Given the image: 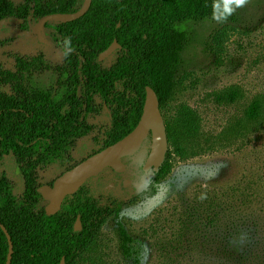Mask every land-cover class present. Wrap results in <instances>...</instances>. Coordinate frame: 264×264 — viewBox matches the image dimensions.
Wrapping results in <instances>:
<instances>
[{
    "label": "trees",
    "instance_id": "16d2710c",
    "mask_svg": "<svg viewBox=\"0 0 264 264\" xmlns=\"http://www.w3.org/2000/svg\"><path fill=\"white\" fill-rule=\"evenodd\" d=\"M37 1L16 4L14 0H0V22L6 18L26 21L31 13L39 18L72 13L83 5V0H47L44 9L38 10ZM213 2L92 0L82 18L48 25L60 48L68 53L56 70L64 79V91L58 100L35 97L26 85V75L42 66V56L16 58L14 71L0 66V221L13 243L11 264H61L63 258L65 264H76L93 248L98 233L111 217L117 223L122 258L130 264H142L143 243L122 223L123 208L141 197L158 194L160 182L172 171L175 154L185 158L189 154L222 152L251 130L264 131V94L255 96L219 134L207 138L191 108L182 107L172 118L164 116V107L173 100L183 73V56L189 46L188 26L216 27L224 23L213 19ZM223 34L219 32L215 37L220 48ZM64 41H69L71 47ZM115 41L121 45L116 61L104 67L99 57ZM148 86L158 96L172 148L160 170H143L150 153L149 136L135 156L125 159V174L112 169L104 171L113 172L114 178L130 179L128 188L120 180L102 202V193L111 180L99 178L100 175L68 196L58 213L48 215L38 192L41 172L67 155L89 119L103 111L108 112L100 147L87 157L131 133L142 116ZM243 99L238 86L215 95L220 105L238 104ZM133 169L136 175L129 176ZM94 180L97 181L91 185ZM203 204L207 209L214 206L219 210L214 216H207L209 224L218 223L216 219L225 217L227 212L240 210L236 227L225 226L221 232L223 240L215 264H264V192L244 195L232 185L208 194L198 208L206 209L201 208ZM243 208L250 215L241 221ZM78 217L82 223L80 231L75 230ZM8 252L9 241L0 227V264H6Z\"/></svg>",
    "mask_w": 264,
    "mask_h": 264
},
{
    "label": "rangeland",
    "instance_id": "374dc122",
    "mask_svg": "<svg viewBox=\"0 0 264 264\" xmlns=\"http://www.w3.org/2000/svg\"><path fill=\"white\" fill-rule=\"evenodd\" d=\"M22 1L14 0L16 4ZM46 2L38 0L36 8L43 10ZM39 19L31 13L26 21L6 18L0 22V66L14 71L16 58L30 60L42 56V66L26 75V85L35 97L58 100L64 91V79L56 70L63 63L64 52L51 29L43 32L47 44L38 41L32 30ZM219 32L224 33L221 48L215 41ZM188 37L183 73L175 96L163 113L167 119L176 116L184 106L191 108L199 117L202 135L207 138L219 134L255 96L264 94V0H249L222 25H189ZM116 57L115 52L102 62L103 66H111ZM233 86L241 88L244 99L234 105L218 104L215 95ZM107 112L89 119L67 155L41 172L39 186L52 183L72 165L98 150ZM172 163V171L160 182L158 194L128 203L121 221L143 243L142 264H215L223 240L221 232L225 226L236 227L240 210L227 212L225 217L216 219L218 223L209 224L207 216H214L219 210L214 206L207 209L204 204L201 208L206 209L198 207L204 197L214 195L222 187L236 185L244 195L264 192V131L251 130L222 152L189 154L185 158L175 154ZM136 172L130 170L128 175L135 176ZM99 178L111 180L102 193V202L120 180L131 182L125 177L114 178L110 170ZM242 212L241 221L250 215L246 208ZM117 229L115 219L109 218L93 248L76 264H130L119 252Z\"/></svg>",
    "mask_w": 264,
    "mask_h": 264
},
{
    "label": "water",
    "instance_id": "95a60500",
    "mask_svg": "<svg viewBox=\"0 0 264 264\" xmlns=\"http://www.w3.org/2000/svg\"><path fill=\"white\" fill-rule=\"evenodd\" d=\"M91 4L92 0H83V5L75 12L47 14L38 21L32 32L37 36L40 43L47 44L48 42L43 35L46 25L66 24L76 21L89 11ZM120 48V44L115 41L100 55L99 61L103 62ZM149 136H151V147L149 156L143 167L145 173H148L150 170H154L155 172L160 170L166 160L170 147L165 119L161 112L158 96L148 86L146 87V100L142 116L131 133L64 172L54 181L52 186L42 185L38 188L39 194L47 203L45 206L46 213L48 215L58 213L68 196L77 193L87 181L99 177L106 169H112L117 174L126 173L128 166L124 160L135 156ZM130 185L131 182L129 180L124 181L125 188H128ZM0 227L9 241L6 264H11L14 253L11 236L1 221ZM81 229L82 223L80 217H78L75 230L80 231ZM61 264H65V258L62 259Z\"/></svg>",
    "mask_w": 264,
    "mask_h": 264
},
{
    "label": "clouds",
    "instance_id": "9594fccd",
    "mask_svg": "<svg viewBox=\"0 0 264 264\" xmlns=\"http://www.w3.org/2000/svg\"><path fill=\"white\" fill-rule=\"evenodd\" d=\"M249 0H214L213 2V19L219 23L225 22L229 16H231L237 8L244 7ZM65 43L71 44L69 41H64ZM65 57L68 53L64 52ZM203 198V197H201Z\"/></svg>",
    "mask_w": 264,
    "mask_h": 264
},
{
    "label": "flooded vegetation",
    "instance_id": "af4514ba",
    "mask_svg": "<svg viewBox=\"0 0 264 264\" xmlns=\"http://www.w3.org/2000/svg\"><path fill=\"white\" fill-rule=\"evenodd\" d=\"M44 16H45V15H44ZM42 17H43V16H42ZM42 17H40V19H41ZM40 19H39V20H40ZM48 25H52V24H48ZM48 25H46V29H47V26H48ZM56 25H57V24H56ZM44 32H45V31H44ZM37 39H38V38H37ZM38 41H39V40H38ZM113 43H114V42H113ZM120 46H121V45H120ZM120 49H121V48H120ZM118 50H119V49H118ZM118 50H116V51H118ZM114 53H115V52H114ZM98 152H99V151H98ZM96 153H97V152H96ZM85 159H86V158H85ZM124 161H125V160H124ZM81 162H82V161H81ZM79 163H80V162H79ZM76 165H77V164H76ZM73 167H74V166H73ZM143 167H144V166H143ZM69 169H71V168H69ZM69 169H68V170H69ZM68 170H66V171H68ZM66 171H65V172H66ZM126 172H127V171H126ZM63 173H64V172H63ZM63 173H62V174H63ZM103 173H104V172H103ZM103 173H102V174H103ZM62 174H61V175H62ZM121 175H122V174H121ZM58 177H59V176H58ZM58 177H57V178H58ZM57 178H56V179H57ZM56 179H55V180H56ZM55 180H54V181H55ZM54 181H53L52 183H50V184H45V185H50V186H52L53 183H54ZM87 182H88V181H87ZM87 182H86V183H87ZM86 183H85V184H86ZM85 184H84V185H85ZM84 185H83V186H84ZM41 186H42V185H41ZM83 186H82V187H83ZM39 187H40V186H39ZM46 205H47V203H46ZM75 224H76V223H75Z\"/></svg>",
    "mask_w": 264,
    "mask_h": 264
}]
</instances>
